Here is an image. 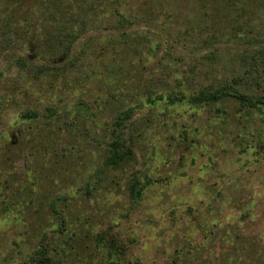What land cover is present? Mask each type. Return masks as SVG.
<instances>
[{
  "label": "rangeland",
  "instance_id": "rangeland-1",
  "mask_svg": "<svg viewBox=\"0 0 264 264\" xmlns=\"http://www.w3.org/2000/svg\"><path fill=\"white\" fill-rule=\"evenodd\" d=\"M263 48L264 0H0V264H36L39 244L56 264H264L262 108L145 102L180 76L258 92ZM126 105L133 154L106 163Z\"/></svg>",
  "mask_w": 264,
  "mask_h": 264
},
{
  "label": "trees",
  "instance_id": "trees-1",
  "mask_svg": "<svg viewBox=\"0 0 264 264\" xmlns=\"http://www.w3.org/2000/svg\"><path fill=\"white\" fill-rule=\"evenodd\" d=\"M116 12L117 20L120 24H126L131 20L121 9H116ZM77 33L78 31L68 29L65 33L66 40H61L62 49L57 52H52L47 58L52 60H63L67 57L70 52L71 43L77 36ZM4 37H6V35ZM33 53L34 49L30 48V52H28L27 55L32 57ZM258 53L260 54L259 57H262V61H264V48L259 49ZM73 56L74 53H72L71 56L69 55V58L71 59ZM17 60L20 63L25 61L21 56H19ZM40 67L45 68L46 66L41 64ZM183 79L184 78L180 76L176 87L168 89L165 92H148L146 94L145 102H150V107H155L160 99L169 104L187 102L194 106H207L211 104L216 105V102H221L225 98H231L238 103L240 108H262V111H264V89L258 92L251 91L244 82L246 78H241L239 72L228 77L218 78L214 81L191 86H185ZM215 108L218 110L223 109L218 105L215 106ZM133 110L134 108L132 105H126L116 112L113 119L109 122L110 133L109 138L106 139V152L104 155V161L106 163H119L123 161L125 157H129L133 154V126H136V122L131 119ZM33 115H35V110L30 108H26L21 113V116L24 118H29ZM263 144L264 136L262 139V146H264ZM149 181L150 179L147 176L143 180L141 176L132 173L128 180L129 194L133 198L141 197L143 190ZM97 239L100 242L102 241V244H105L108 248L116 250V252L121 251V246L117 244L113 234L108 233L104 236L103 233H98ZM32 258L36 261V264H56L44 244H39L34 248ZM96 264H118V261L110 259L99 261Z\"/></svg>",
  "mask_w": 264,
  "mask_h": 264
}]
</instances>
